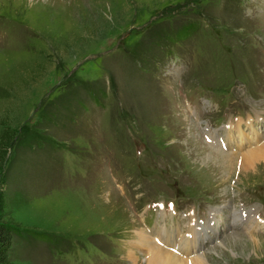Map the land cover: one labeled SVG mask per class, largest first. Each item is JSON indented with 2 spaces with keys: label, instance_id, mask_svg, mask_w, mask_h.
<instances>
[{
  "label": "rangeland",
  "instance_id": "1",
  "mask_svg": "<svg viewBox=\"0 0 264 264\" xmlns=\"http://www.w3.org/2000/svg\"><path fill=\"white\" fill-rule=\"evenodd\" d=\"M237 123L264 148V0H0V135H17L2 221L30 234L10 264H145L133 246L158 208L212 228L209 264H264V224L233 225L264 223V160L243 166Z\"/></svg>",
  "mask_w": 264,
  "mask_h": 264
},
{
  "label": "bare ground",
  "instance_id": "2",
  "mask_svg": "<svg viewBox=\"0 0 264 264\" xmlns=\"http://www.w3.org/2000/svg\"><path fill=\"white\" fill-rule=\"evenodd\" d=\"M246 125L250 130V133L246 135L242 129L243 127L241 128V123H237L234 129H232V126H230L229 128L226 127L223 130L227 132L225 136L227 137V141H229L231 144L235 142L234 131L238 133L237 137L239 142V149H242L241 146L243 147L246 143L251 144L250 149L242 153L241 163L243 164V166L248 165L255 168L256 162L261 161L260 158L264 160V148L257 147V141H255V139L251 137L255 131L254 124L247 123ZM215 134L219 136L218 132H216ZM219 139L220 138L217 137L216 141H218ZM246 214L243 213L240 218H235L233 220V225L244 226L245 224L244 228H246L248 232H252L253 229L263 226L264 223L259 217H256V215L253 214ZM244 219H246V222L244 221ZM210 228L211 227L209 226L208 230H204V235L207 234L208 238L210 236L209 232L211 233L212 229ZM213 229L215 231V227ZM235 234L236 233H234L233 236L229 237L226 240L230 248H233L234 244H238V242H244V238H248L253 248H256L257 250L261 248L260 245H262V243H260V239L256 235L248 233L247 236L244 237ZM137 240V244H134L133 248L136 252L140 253V255L144 254V256H147V261L145 264H209V261L207 260L208 258L206 257L205 253H198L193 240L185 241L182 245L177 247L174 242H172L167 236H158L153 238V236L144 231H141L137 234ZM171 248L175 249L177 253H174Z\"/></svg>",
  "mask_w": 264,
  "mask_h": 264
},
{
  "label": "trees",
  "instance_id": "3",
  "mask_svg": "<svg viewBox=\"0 0 264 264\" xmlns=\"http://www.w3.org/2000/svg\"><path fill=\"white\" fill-rule=\"evenodd\" d=\"M197 31V30H196ZM98 92L89 93L90 98L92 99L95 107L104 108V104L102 100L106 98V90L103 87L102 89L98 88ZM103 90V91H102ZM57 106V103H52ZM78 104L82 107L84 111L90 110L89 107L83 106L82 103L78 102ZM41 128H37V126H32L31 128H27V131L30 132L31 130H38ZM31 135L33 132H30ZM35 133V132H34ZM10 132H3L2 135H0V264H10V256L13 251V240L14 237L19 236V234H29V230L21 229L20 224L14 223L13 220H11V223L3 222L2 220L6 217L3 213L6 209L5 204V197H4V191L1 187L4 175L7 174V161H8V153L10 149L14 148V142L16 139V136L10 135ZM54 146V145H53ZM5 181V180H4ZM13 222V223H12ZM30 235V234H29ZM36 237H45L43 234L35 233L31 234Z\"/></svg>",
  "mask_w": 264,
  "mask_h": 264
}]
</instances>
